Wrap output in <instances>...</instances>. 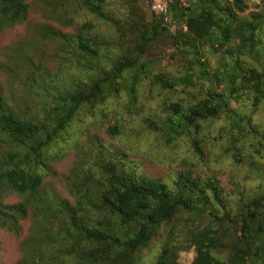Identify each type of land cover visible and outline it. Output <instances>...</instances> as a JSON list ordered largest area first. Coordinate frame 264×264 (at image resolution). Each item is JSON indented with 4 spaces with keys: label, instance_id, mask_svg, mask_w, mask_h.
Listing matches in <instances>:
<instances>
[{
    "label": "trees",
    "instance_id": "obj_1",
    "mask_svg": "<svg viewBox=\"0 0 264 264\" xmlns=\"http://www.w3.org/2000/svg\"><path fill=\"white\" fill-rule=\"evenodd\" d=\"M142 2L0 0V31L22 23L33 6L47 17L9 47V65L0 64L14 90L33 96L15 109L0 86V147L7 143L0 148V227L17 235L30 209L36 219L20 243L18 264H183L169 241L173 226L159 253L140 259L181 215L199 223L195 231L186 223L176 229L196 252L190 264H264V132H251L250 117L239 118L247 126L229 138L232 146L219 160L228 157L237 168L249 159L244 146L261 153L260 162L248 161L256 185H234L237 198L229 197L228 206L217 179L187 171L154 179L128 157L148 142L151 159L165 164L163 149L185 137L190 161L184 162L195 168L209 161L202 140L218 143L232 132L230 104L241 89L252 106L264 101V0L248 12L246 0H172L169 21ZM193 86L197 100L174 99ZM154 93L165 99L156 112L146 107ZM108 103L119 110H107ZM222 119L215 134L201 129ZM78 122L104 128L114 141L96 134L82 144ZM243 132L250 136L241 149ZM73 150L76 163L64 180L70 203L39 187L53 174L51 162ZM7 194L18 202L5 203Z\"/></svg>",
    "mask_w": 264,
    "mask_h": 264
},
{
    "label": "rangeland",
    "instance_id": "obj_2",
    "mask_svg": "<svg viewBox=\"0 0 264 264\" xmlns=\"http://www.w3.org/2000/svg\"><path fill=\"white\" fill-rule=\"evenodd\" d=\"M30 1V0H28ZM150 1L143 0L142 7L144 10L149 12L150 8L149 5H151ZM255 1L258 0H246V3L248 4V9L246 12H248ZM45 16V10L42 11L34 6L28 11L26 19L13 27H6L0 31V64L4 66H8L9 62L5 60L6 57H9L10 49L9 47L12 44H17V42L21 39H24L29 34L33 33L37 30L38 26L43 25L44 21L46 20ZM182 25V29L186 30L187 26L186 24H180ZM30 29V30H29ZM165 63H172V61H162L161 64ZM53 66V63H51ZM229 67H231V63L228 62ZM210 66L212 68L211 72L216 69L218 66L217 62V56L213 57L210 61ZM223 71V70H221ZM11 78L8 77V73L0 67V86H1V93L3 94L5 101L10 105H22L26 103V100L29 99L30 102H33L29 97L33 98L31 96L32 92L23 94L19 93L20 91L14 90L15 87L10 84ZM164 93V92H163ZM201 95H199V92L195 86L192 88H189L188 91L182 92L174 97V99H181L183 105L190 104L197 100ZM251 97V94L248 93V90L241 89L236 98L232 99V102L230 104V109L235 112V119L236 121L234 124H232V132H230L229 137H224L222 140L217 142H211L210 140H202L203 141V148L206 153V155L209 156V161L205 163L206 157L204 158L205 161L198 164L195 168L191 167L188 164H185V159L189 160V148L190 143L185 138L182 137L180 139H177V142L173 145V143L168 145V148L163 149L164 156L167 157V160L164 163H160V161L157 158L151 159L153 157V154L148 151V142H142L143 145L140 146L141 150L131 151L129 152L128 157L134 159L138 162L140 172L144 173L147 177L154 178V179H162L165 177H176V174L178 171H187L192 174L193 177H210L211 179H217L218 183L224 187V200L226 206H228L229 203H231V200H228L229 197H233V200L236 199L235 192H233V186L239 185L241 189L243 188H254L256 185L255 181L257 180L253 173H251L249 169L248 161H251V159L256 161H261L259 156H261V153L256 154L254 152V149H250L243 145L245 141L249 138L250 134L248 132H243L244 136L243 138H240V140L237 142V145L240 146L241 149L249 155V159L245 160L242 164H237V168H235V164L231 162V159L226 157L223 161L219 160V157L225 153V150L228 149L230 146L229 144V138L233 136V138H236L239 136L237 133L238 130H240L242 127H246L247 124L245 122L240 121L239 118H247L250 117L251 121L249 125H251V132L253 131H259L264 132V101H261V103L257 106H252L251 102L247 99ZM165 101L164 97L156 96V93H154V96L149 101V104H146L147 108H151L154 110V112L158 111ZM169 103V102H167ZM11 106V107H12ZM14 107V106H13ZM12 107V108H13ZM15 108V107H14ZM13 108V109H14ZM104 108L113 110L115 112V109L119 110L117 106H115V103H108L104 104ZM17 109V108H15ZM14 109V110H15ZM251 111H254L253 113ZM163 113V110H162ZM90 120L92 118H89ZM239 121H238V120ZM223 125V119L219 122H204L202 123V130L207 133L215 134L217 131L222 127ZM78 129V136L81 137L82 144L86 140L88 135H98L104 142H113L114 140L110 138L104 131V128H99L98 125L94 126H84L80 122L76 125V128ZM97 129V130H96ZM85 133V134H84ZM243 135V134H242ZM2 136V134H1ZM5 141H8L9 138H5ZM134 145V142L132 143ZM7 143L5 145L1 146L0 148L3 150L6 149ZM237 147V146H235ZM152 150L156 152V146L153 145ZM262 149V148H261ZM142 152L141 154H137L134 152ZM148 152L150 154L144 153ZM217 158L218 161H215L214 158ZM264 158V157H262ZM76 163V150L71 151L68 155L62 157L59 160L51 162V170L53 171V174L46 175L43 178V181L40 185V189H43L47 191V193L60 195L61 198H66L70 203H73V198L69 194L66 186H65V178L67 175H69V171L74 167ZM245 173V174H244ZM171 178V179H172ZM171 179L169 178V182H171ZM255 179V180H254ZM235 183V184H234ZM196 194V193H195ZM198 195V194H196ZM19 198L16 194H7L4 197L5 203H16L18 202ZM33 210H29L27 217L24 220H21L19 222L20 230L19 234H15L12 231L7 230L4 227H0V264H18L19 260L22 256V251L20 250V243L22 239L26 238L30 232L31 227L34 225V217L32 216ZM182 216V217H181ZM176 219V221H171L169 225L162 228L160 234L153 238L150 242V244L142 250L140 259L143 261H148V259L151 257H155L156 254H158L160 250L159 244L162 242L163 239L166 238L167 230H169L170 226H173V228L177 229L179 227L183 228V223L188 224V226H191L192 230H196L197 222H195V226L191 225V221H185V218L188 219L187 216L181 215ZM175 226V227H174ZM175 229V234H172L169 237V241L174 243V245H178L177 255L180 262L183 264H190L192 259L194 258L196 252L193 248V246L188 247V241L185 239L186 232L184 234L178 233ZM162 233V237L160 236ZM188 247V248H187ZM151 254H153L151 256Z\"/></svg>",
    "mask_w": 264,
    "mask_h": 264
},
{
    "label": "built area",
    "instance_id": "obj_3",
    "mask_svg": "<svg viewBox=\"0 0 264 264\" xmlns=\"http://www.w3.org/2000/svg\"><path fill=\"white\" fill-rule=\"evenodd\" d=\"M168 0H154L152 4V9L155 10L158 13H162L167 17V11H168Z\"/></svg>",
    "mask_w": 264,
    "mask_h": 264
},
{
    "label": "clouds",
    "instance_id": "obj_4",
    "mask_svg": "<svg viewBox=\"0 0 264 264\" xmlns=\"http://www.w3.org/2000/svg\"><path fill=\"white\" fill-rule=\"evenodd\" d=\"M153 2H154V0H152L151 6H150L151 10L154 11L155 13L161 15L162 18L164 17V19H165L166 21H169V20H170V19H169V18H170V15H167V17H165L164 14H162V13H158V12H156L155 10L152 9V4H153ZM170 2H172V0H168V1H167L168 8H169V4H170ZM183 4H184V5H187V4H185V3H183Z\"/></svg>",
    "mask_w": 264,
    "mask_h": 264
}]
</instances>
